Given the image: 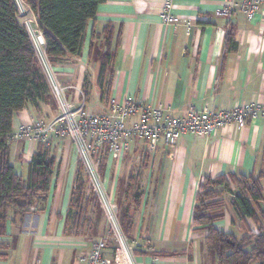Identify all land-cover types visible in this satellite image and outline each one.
Segmentation results:
<instances>
[{
	"label": "crops",
	"instance_id": "obj_1",
	"mask_svg": "<svg viewBox=\"0 0 264 264\" xmlns=\"http://www.w3.org/2000/svg\"><path fill=\"white\" fill-rule=\"evenodd\" d=\"M226 2L173 0L171 12L183 21L165 24L160 17L164 0H102L95 17L87 22L81 62L62 60L51 65L52 71L65 87L67 99L76 102L84 97L86 110L94 114L105 113L111 101L118 103L127 97L149 106L168 107L174 115L190 105L221 111L251 102L264 104V0L251 21L238 7L230 17L217 16L215 10ZM106 27L114 37L119 34L120 45L111 74L101 86L97 83L99 62L89 58L88 51L91 42L99 46ZM229 29L236 44L232 50L225 40ZM35 117L27 107L14 115L12 128ZM51 138L56 165L44 207L25 214L19 227L11 226L19 242L22 236L26 239L10 251L18 257L16 264H84L80 253L89 244L81 235L63 232L77 161L68 140ZM37 143L29 138L9 143L10 161L22 177ZM127 145L126 150L112 155L101 148L95 157L104 162L101 180L111 195H115L117 184H129L130 175L137 177L142 195L135 211L133 237L143 231L150 241L148 249L159 253L137 256L142 263L151 264L154 259V264H169L177 255L184 256L183 251L191 252L193 237L203 240L205 231L193 230L192 216L206 175L260 176L262 200L255 208L264 212V122L260 119L250 120L243 128L232 124L206 137L183 133L174 150L162 139L154 152L146 151L140 139H131ZM141 178L145 179L143 187ZM218 190L227 204L217 226L237 238L258 233L251 219L241 220L233 212V195ZM142 222L144 229L137 228ZM260 223L264 230V218L260 217ZM159 239L168 243L182 240L187 248L169 243V249L162 251L156 246L162 243ZM8 258V254L1 258L0 264H7Z\"/></svg>",
	"mask_w": 264,
	"mask_h": 264
},
{
	"label": "trees",
	"instance_id": "obj_2",
	"mask_svg": "<svg viewBox=\"0 0 264 264\" xmlns=\"http://www.w3.org/2000/svg\"><path fill=\"white\" fill-rule=\"evenodd\" d=\"M22 1L32 11L44 43L21 0H0V237L7 236L9 226L19 227L25 214L43 209L56 165L52 143L46 145L38 141L28 163L26 176L16 173L9 158L10 142L7 141L13 129V117L27 107L33 109L35 119L45 122L53 114H58L56 101L39 59L44 60L45 55L51 65L62 60L81 62L87 22L95 17L97 6L102 2ZM17 9L21 12L28 32L18 19ZM225 40L229 50L235 49L231 29ZM119 45L120 36L117 34L114 37L110 27L102 31L98 47L90 43L88 57L93 56L99 62L97 83L101 86L111 74V64ZM103 167L104 162L99 163L101 177ZM81 172L82 162L78 161L75 184ZM260 178L234 174L203 177L195 197L192 226L193 230L205 231L203 243L211 264H264V230L260 223L264 212L255 208L262 200ZM128 183L124 187V203L119 205L118 221L127 240H132L136 227L135 211L142 193L135 175L129 176ZM84 187L80 183L71 189L63 219L64 234L83 237L98 234L97 223L104 213L95 191L90 187V194L86 195ZM218 188L233 195L230 203L233 212L241 220L251 219L258 233L237 238L217 226V222L224 217L227 204ZM8 247V243L0 242V259L6 257L3 250ZM134 253L136 257L159 254L148 248L134 249Z\"/></svg>",
	"mask_w": 264,
	"mask_h": 264
},
{
	"label": "built area",
	"instance_id": "obj_3",
	"mask_svg": "<svg viewBox=\"0 0 264 264\" xmlns=\"http://www.w3.org/2000/svg\"><path fill=\"white\" fill-rule=\"evenodd\" d=\"M172 2L173 0H164L160 17L165 24H178L183 21L171 12ZM262 2L263 0H227L223 6L215 10V14L230 17L238 7L251 21L258 13ZM189 27L187 24V28ZM44 60V63L41 60L40 63L43 65L42 69L59 113L57 117L46 122L32 119L28 123L19 124L7 136V141L11 143L21 138H29L48 145L52 136L69 137L78 147V151L79 145L84 147L94 171L99 165V160L93 155L97 154L99 149L105 148L109 154H117L124 150L131 139L142 140L148 152L156 150L160 139L164 140L168 148L174 150L179 136L183 133L206 137L232 124L243 128L253 119L264 122V104L259 102L246 103L221 111L198 110L190 105L180 115H174L168 107L149 106L127 97L118 103L111 101L105 113H90L86 110L84 97L81 96L76 102L68 101L65 87L54 77L45 55ZM135 116L137 119L132 120ZM79 153L88 169L86 158L80 151ZM90 174L92 175L91 171ZM100 196L110 230L81 250V260L84 264H145L138 260L122 232L116 218L115 207L109 201L108 205L105 204L101 193ZM109 242L114 243L112 250L108 249ZM151 264H154V259Z\"/></svg>",
	"mask_w": 264,
	"mask_h": 264
},
{
	"label": "rangeland",
	"instance_id": "obj_4",
	"mask_svg": "<svg viewBox=\"0 0 264 264\" xmlns=\"http://www.w3.org/2000/svg\"><path fill=\"white\" fill-rule=\"evenodd\" d=\"M22 3L24 5V7L27 9L26 11L28 12V14H29L32 22L34 23V25H36L37 32H38V34L40 36V39L42 41V36H41V33H40V31H39V29L37 27V24H36V21H35V17H34V15H32L33 14L32 11L27 7V5L23 1H22ZM16 8H17V6H16ZM17 11H18V9H17ZM40 60H41V62H43L42 59H40ZM41 66H43V65H41ZM54 77L56 78L55 75H54ZM56 80L59 82V80L57 78H56ZM59 84H61V83L59 82ZM57 138H59V137H57ZM59 139H61V140L62 139L63 140H68L72 144V148H73V151H74L75 160L77 162L78 161H81L82 162V172H81L80 179L78 180L77 184H75L76 177L74 175L73 187L75 185H79L80 183L84 184V186H85L84 187L85 188L84 190H86L85 191V194L87 193L88 195L90 194V187H91L95 191L96 195L98 196V199H99L100 204H101V207H102V211L104 213V214H102V217L100 218L99 222L97 223V233L98 234L96 236H94V237H92V236L84 237V240L87 242L86 244H90L93 240L99 239L100 237L106 235L108 233V231L110 230L109 223H108V220L106 218L105 211H104V207H103L102 202H101L100 192L97 189V186H98L99 182H100V184H101V186L103 188L104 195L106 196V198L108 199V201L110 202V204L113 207H115V209H116V218H117V220H118V216H119V205H122L124 203V200H125V198H124L125 195H124V191H123L124 190V186L121 185L120 183L117 184L116 185V189H115V191H116L115 195L114 194L111 195L110 194V191H109L108 185L105 186L104 183L101 180V176L99 174V168L98 167H97L96 171L93 172L94 173V176L96 178L95 180L97 181L96 184H95V182L93 180V177H92V175L90 174V171H89L90 168H92V171H94V169L92 167V164H91V167L90 168L88 167L89 169H86L84 162L80 158V153L78 151V147H76V145L72 141V139H70L69 137H64V138H59ZM50 143H52V140L50 141ZM127 147H128V145L124 148V150H126ZM93 156L96 159V157H95L96 154H94ZM95 159L93 160L94 162H95ZM76 166H77V164H76ZM144 181H145V179L144 178H141V181H140L141 184H142L141 187L144 186ZM121 187H122V189H121ZM101 195H102V197L104 199L105 197L103 196V193H101ZM118 223H119V221H118ZM140 226H142L141 229H144L145 223L144 222L138 223L137 224V228H139ZM11 229H12V227L9 226L7 236L6 237H0V242L8 243V246H9L7 250H3L9 256L8 261H7V264H16L18 262V257L16 255H14V253H12L10 251H11L12 248H14V246L18 245L17 243L19 242V240H18V238L16 236H14L12 234V230ZM28 237H31V236H28ZM28 237H27V239H28ZM22 238H23V236L20 238V242H19L20 244H22V242H26L25 237L23 239ZM156 240L157 239H155V243H156ZM165 240L166 239H159V241L162 242V243H157L156 246H158V249H160L162 251L169 249L168 247H166L169 243H170V246H173V247H175L177 245L179 248H182V249L187 248L186 243H183L182 240H179L177 243H174V242L171 243V241L168 243V242H165ZM128 241H129L130 247L133 250L134 249H141V248L142 249H147L149 247L148 245H149V242H150L146 238V235H145V233L143 231L140 232V235H138V237L137 236H134V238L132 240H128ZM192 242H193V245L194 246H193V249L191 247V249H190L191 252L186 253V252L183 251L184 256L177 255L176 256V258H178L177 260L169 261L168 263L169 264H211L210 263V259H209L208 255H207L206 247L204 246V243H203L202 238H199L198 236H195V237L192 238ZM113 246H114V243L113 242H109L108 243V249L109 250H112ZM171 250H172V248H170L169 251H171ZM193 250H194V252L192 253ZM0 251H2V250H0ZM161 253H162L163 256H166L165 255V252H161ZM195 256H196L197 259L194 262V257ZM2 262H3V260H0V263H2Z\"/></svg>",
	"mask_w": 264,
	"mask_h": 264
},
{
	"label": "bare ground",
	"instance_id": "obj_5",
	"mask_svg": "<svg viewBox=\"0 0 264 264\" xmlns=\"http://www.w3.org/2000/svg\"><path fill=\"white\" fill-rule=\"evenodd\" d=\"M22 2V1H21ZM23 4V3H22ZM24 6V5H23ZM25 8V7H24ZM25 10H27L26 8H25ZM27 12V11H26ZM28 13V12H27ZM18 19H19V21L25 26V28H26V30H27V27H26V25H25V23H24V21H23V17L21 16V12L18 10ZM32 21V20H31ZM35 22V21H34ZM36 26V25H35ZM37 29V28H36ZM27 32H28V30H27ZM38 33V32H37ZM29 35V34H28ZM38 36H39V34H38ZM30 37V36H29ZM40 37V36H39ZM31 39V38H30ZM79 151L83 154V156L86 158V160H87V165H88V167L90 168L91 167V162H90V160L88 159V156H87V154H86V152H85V150H84V147L82 146V145H79ZM88 168V169H89ZM90 171H91V173H92V176L94 177V180L96 179L95 178V176H94V173L93 172H95V171H92V168H90L89 169ZM97 181L95 180V183H96ZM98 187L99 188H101L100 187V185L98 184ZM104 201H105V204H107L108 205V201H107V199H105L104 198Z\"/></svg>",
	"mask_w": 264,
	"mask_h": 264
},
{
	"label": "water",
	"instance_id": "obj_6",
	"mask_svg": "<svg viewBox=\"0 0 264 264\" xmlns=\"http://www.w3.org/2000/svg\"><path fill=\"white\" fill-rule=\"evenodd\" d=\"M42 41H43V38H42ZM43 43H44V41H43Z\"/></svg>",
	"mask_w": 264,
	"mask_h": 264
}]
</instances>
